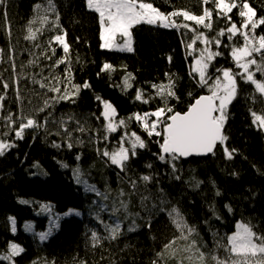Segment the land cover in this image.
I'll return each mask as SVG.
<instances>
[{
    "label": "trees",
    "instance_id": "1",
    "mask_svg": "<svg viewBox=\"0 0 264 264\" xmlns=\"http://www.w3.org/2000/svg\"><path fill=\"white\" fill-rule=\"evenodd\" d=\"M143 2L152 3L164 13L185 9L200 15L203 7L213 9L211 29L193 21L186 22L203 32L208 40L221 41L219 46L208 45L222 55L211 62L207 86H201L198 74L193 72V61L205 44L197 40L193 47H188L195 35L188 29L140 23L131 29L133 50L117 51L102 47L99 13L89 9L86 0H53L55 13L49 10L47 0H7L6 6H0V96H3L0 139L15 144L0 155V254L9 251L10 243L20 245L24 251L13 258L15 264L34 261L37 264H81L82 261L86 264H178L185 254L178 252L172 257L164 245L175 241L172 247L179 250L190 241L180 238L169 215L173 209H178L188 225L196 228L199 235L194 233L190 239H195L197 246L202 245L200 250L206 257L215 255L227 259L225 250L217 247V240L223 237L220 242L226 243V237L236 230L239 222L264 234V130L253 124L251 115V111L261 114L264 101L253 83L237 75V94L226 109L224 134L228 139L225 143L229 150H237L232 159L226 157L224 146L219 144L207 157L174 161L166 157L161 161L158 155L163 134L149 136L142 122L134 117L135 113H152L166 104L173 113L186 112L200 96L211 94L209 88L215 78L222 76L217 69H231L234 74L242 71L231 56V49L243 47L244 37L237 32L230 40L227 31L217 37L220 29L226 30L232 23L241 28L243 18L239 16V8L228 13L229 21L226 16H217L212 3L202 5L201 0ZM241 2L237 0L238 4ZM248 2L256 8L257 18L264 16V0ZM57 14L59 26L53 27ZM175 19L177 23L183 20L182 17ZM29 29L35 39L28 38ZM64 31L70 45L71 83L83 85L87 81L91 87L81 88L73 97L74 103L59 100L53 104L51 98L62 94L66 85L72 91L65 80L67 61L55 65L65 55L62 46L55 41L49 44L53 36ZM254 35L256 38L264 35V25H259ZM52 49H55L54 55ZM260 57L261 53H253L250 58H255L258 64L264 63ZM105 63L111 64L112 70L101 71ZM255 67L252 65L250 70L254 71ZM169 76L175 84V96L167 97L165 104L152 85H167ZM126 77L131 87L125 89ZM55 78L61 81V93L48 90L55 85ZM255 79L264 80V73L255 72ZM4 83L8 84L6 89ZM138 91L143 92L147 103L136 99ZM46 100L50 106L44 108ZM103 101L114 106L115 125L120 120L125 122L115 131L107 128L109 122L102 115ZM9 115L16 124L9 125ZM27 117L43 126L26 129L23 139H19L13 129ZM148 119L151 122L155 117ZM133 132L144 141L145 147H138L134 156L129 152L127 168L121 170L101 153L115 152L121 146L130 148L128 137ZM69 143L71 148L67 147ZM64 164L68 167H63ZM76 168L81 171V179L95 185L108 200L96 192L86 191L83 183H77L73 175ZM144 175L152 179L140 180ZM130 180L136 181V190L131 188ZM121 190L124 196H120ZM142 195L150 196L145 201L146 207L141 205ZM121 199L128 203L132 214L122 219V234L94 246L91 232L96 231L102 237L108 235L100 220L112 223L110 209L113 204L118 207ZM44 203H51L54 212L76 209L81 215L60 220L54 234L41 241L36 233H28L24 224L34 220L39 231L47 229L48 215L38 214ZM104 205L109 210L100 212L97 220L95 213ZM10 217L16 219L15 232ZM133 220L139 227L130 232L128 227ZM158 253L164 255L158 257ZM0 264H9V261L0 259ZM184 264H188L186 259ZM206 264L213 262L207 259Z\"/></svg>",
    "mask_w": 264,
    "mask_h": 264
},
{
    "label": "snow or ice",
    "instance_id": "2",
    "mask_svg": "<svg viewBox=\"0 0 264 264\" xmlns=\"http://www.w3.org/2000/svg\"><path fill=\"white\" fill-rule=\"evenodd\" d=\"M49 10L53 13L56 12L55 4L53 0H47ZM212 3L215 10H217V16H226L230 21L231 13L233 9L239 8V16L243 18L241 28H238L235 23L231 24V27L225 29H220L217 33V37H222L225 35V31L228 33V38L231 40L232 37L237 33L244 37L243 47L237 48L232 46L231 56L236 61L238 68L242 69L241 72L234 74L231 69H217V72H221L222 76H217L215 78L214 85L209 88L210 95L200 96L191 104L186 112H174L173 109L167 107L166 100L169 96H175L173 91L175 84L171 76H169L168 84L156 85L153 84L152 87L157 89V95L165 99L166 106L164 108H158L155 112L144 113L143 115L135 113L134 117L137 121L142 122V126L147 131L149 136L153 134L160 136L163 134V142L160 144L161 153L158 155V159L165 161L166 157H169L172 161L177 160L181 157H188L193 153L196 154H207L213 153L217 143L224 146L223 150L228 159H232L236 149L229 150L226 145L228 137L223 134V127L227 119L226 108L233 99H235L237 94V81L236 76L239 75L243 80L253 83L256 86V90L261 94L262 101H264V80L257 81L255 79V72L264 73V63L258 64L255 58H250L253 53H261V61H264V35H260L258 38L255 37V29L259 25H264V16L257 18V10L252 7L248 0H242L241 3H237V0H201L202 5H208ZM7 0H0V6H6ZM87 7L89 9H94L99 13V18L101 25L103 26L102 39L104 43L102 47L111 48L113 46L112 41L117 33L122 36L127 37L124 41L122 50L132 51V40L130 29L133 25L139 23H147L149 25L159 24L165 28H185L192 31L195 35L193 36L192 43L188 47H193L197 40H200L206 45L204 49H200L199 57L196 59L195 67L193 72L198 74L199 83L201 86H207L210 77L207 76V69L209 64L216 56L222 55L219 51H211L207 45L215 43L217 46L220 45L221 41L218 38L213 40H208L203 32H199L196 28L192 27L187 21H193L196 25H201L205 29L212 28V15L213 9L208 7H203L202 14L197 15L185 9L173 10L170 13H164L160 9L154 7L152 3L143 2V0H86ZM37 8L40 5L36 6ZM6 16V12L4 13ZM182 17L183 20L177 23L175 18ZM44 21H47V17H44ZM59 16L56 15V19L53 21V27H58ZM245 29L248 31H241ZM29 39H35V34L29 29ZM67 32L64 31L63 34H57L52 37L49 44L52 41L57 42L62 46L64 52V57L59 58L55 61V65L65 63L67 61V66L65 72V80L67 84L71 85L72 91H68L67 85L65 86L64 92L58 96L51 98V103H56L59 100H72L74 96L78 95L81 88H90L91 85L85 81L83 85L72 84L71 83V61L68 60V54L70 51V45L66 40ZM258 40V42H257ZM53 55L55 54V49H52ZM51 59V57H47ZM171 60V57H169ZM255 65V70H250L251 66ZM113 66L111 64L105 63L101 71L112 70ZM130 75V74H129ZM55 85L50 87L48 90L61 93L60 79L55 78ZM125 89L131 87L128 83V77L124 81ZM6 89L8 87L7 83L3 84ZM41 87H45L41 84ZM143 92L138 91L136 99L142 100V102L147 103L148 100L143 99ZM151 98V97H150ZM99 100L100 97H97ZM3 100V96H0V101ZM104 111L102 115L105 119L109 120L107 128L109 131H115L117 127L123 125L124 120H120L115 126L111 122V117L115 114V108L109 101H103ZM2 103H0V108H2ZM50 106L48 100L44 102V108ZM44 108L40 111L43 112ZM251 111V110H250ZM168 113H173L169 115ZM253 117V124L258 128L264 130V109L261 110V114L255 111H251ZM148 117H156L155 120L149 122ZM9 125L16 124V121L12 119V116L7 117ZM44 123H47L45 119ZM43 125L39 123L36 119L27 117L19 122V126L15 129V135L19 139H23L24 132L26 129L39 128ZM158 127H162L163 133L157 131ZM128 135L127 133L125 134ZM123 139V138H122ZM130 141V148L121 147L119 151L109 153L107 150L103 151L101 155L108 157L112 165L119 167L121 170H126L127 162L130 159L129 152L134 156L136 154V149L144 148V141L135 133H131L128 137ZM59 147V145H54ZM15 147L13 142L0 139V155H3L8 149ZM68 148L72 147V144L67 145ZM79 157H77L78 159ZM63 167H68L64 164ZM151 167V165H148ZM172 169L175 172V164H172ZM235 175V173H233ZM77 183H83L85 185L86 191L96 192L98 196H101L104 200H108V196L105 193H101L97 190L95 185H90L87 181L81 179V171L76 168L73 172ZM152 179L151 176L144 175L140 177V180L148 182ZM179 179V177H177ZM131 188L133 190L137 189V183L135 180H130ZM123 190L120 192V196H124ZM128 195H131L129 193ZM219 195V192H217ZM150 200V196H141V205L146 207L145 201ZM22 203H28V201H21ZM119 206L116 204L110 209V215L113 217L112 223H105L100 220V212L109 210L107 205L100 208L99 211L95 213L96 219L100 220L103 224L104 231L108 233L107 236H100L96 231L91 232V241L94 246L99 245L102 240H115L122 233V219H127L129 215H132L128 211V203L121 199L118 201ZM45 210H51V205H45ZM228 210L231 211V207L228 206ZM215 213V209H212ZM65 216L76 215L80 216L81 213L75 209H69L64 213ZM136 216L139 213H135ZM173 217V223L180 233V238L186 241H190L187 246L183 249H173L172 245L175 241H170L168 244L164 245L165 251L168 255L176 257L178 252L185 254L184 259L178 261V264H184V260L188 261V264H206L207 259H211L213 264H264V234H258L253 231V227L246 223H239L231 235L226 237V243H221V240L225 238L221 237L217 240V247L225 250L227 254V259H221L219 256L210 255L205 256V253L200 250L201 246H197L195 239H190L195 233L197 236L199 233L196 231L194 226L188 225L187 221L183 218V215L178 209H173L169 213ZM218 218V217H217ZM12 222V231H16L15 218H9ZM59 216L56 217V221L53 222L52 226L58 227ZM207 222V221H206ZM150 226V225H149ZM139 227L132 221V224L128 227V231H135ZM25 229L32 231V226L30 224L25 225ZM51 226L48 232H40L39 238L41 241L46 240L49 235H51ZM24 251V249L15 243H10L9 251L6 254H0V259L9 261V264H15L14 257L18 256ZM164 253H158V257H162ZM37 264V262H33ZM54 264V262H53ZM81 264H86L82 261ZM155 264V262H153Z\"/></svg>",
    "mask_w": 264,
    "mask_h": 264
},
{
    "label": "rangeland",
    "instance_id": "3",
    "mask_svg": "<svg viewBox=\"0 0 264 264\" xmlns=\"http://www.w3.org/2000/svg\"><path fill=\"white\" fill-rule=\"evenodd\" d=\"M229 2H231V0H229ZM155 7V6H154ZM94 10V9H93ZM142 23H144V22H142ZM140 24V23H139ZM137 25V24H136ZM159 25V24H158ZM102 26V25H101ZM134 26V25H133ZM132 26V27H133ZM132 29V28H131ZM131 29H130V32H131ZM102 31H103V26H102ZM102 34V33H101ZM127 39V37H125V36H122L121 34H119V33H117L116 35H115V37H114V40L112 41V44H113V46L111 47V48H106V49H111V50H117V51H127V50H122V45H123V43H124V41ZM131 40H132V49H133V38H132V33H131ZM104 43V41H103V39H102V44ZM206 47V45H204V47L203 48H200V49H204ZM207 47H208V45H207ZM211 51H213L210 47H208ZM214 52V51H213ZM197 59V58H196ZM196 59H194V61H193V68L195 67V62H196ZM212 62V61H211ZM210 65H211V63L209 64V67H210ZM209 67H208V69H207V72H208V70H209ZM258 81V80H257ZM227 108H228V106H227ZM226 108V109H227ZM115 115H116V113L110 118L111 119V122L113 123V125L115 126V123H114V119H115ZM155 119H156V117H155ZM154 119V120H155ZM108 120V119H107ZM108 122H109V120H108ZM157 131H160L161 133L163 132V129H162V127H158L157 128ZM121 147H124V148H127V147H125V146H121ZM121 147H118L117 149H116V151L115 152H117V151H119V149L121 148ZM45 205H51V210L49 211V210H45ZM76 210V209H75ZM68 210H66V211H64V212H54V210H53V208H52V204L51 203H44L43 204V206L41 207V210H39L38 211V214L39 215H48V217H49V222H48V226H47V229L45 230V231H39L38 229H37V226H36V222L34 221V220H30V221H27L25 224H24V229H25V225L26 224H30L31 226H32V231H28V230H26L28 233H36L37 235L40 233V232H48L49 231V228H50V226H51V235H53L54 234V232H55V230L58 228V227H56V226H52L53 225V222L54 221H56V217L57 216H59V220H58V223L60 222V220H62V219H64V218H66V217H70V216H65L64 215V213L65 212H67ZM239 223H241V222H239ZM238 223V224H239ZM237 224V225H238ZM15 227H16V230H17V223H16V219H15ZM236 231V230H235ZM51 235H49L48 236V238L51 236ZM38 237H39V235H38ZM47 238V239H48ZM20 246V245H19Z\"/></svg>",
    "mask_w": 264,
    "mask_h": 264
},
{
    "label": "water",
    "instance_id": "4",
    "mask_svg": "<svg viewBox=\"0 0 264 264\" xmlns=\"http://www.w3.org/2000/svg\"><path fill=\"white\" fill-rule=\"evenodd\" d=\"M223 134H224V127H223ZM225 135V134H224ZM220 143H217L215 149H214V152L217 148V146L219 145ZM213 152V153H214ZM213 153H207V154H196V153H193L192 155L188 156V157H181V158H190V157H207L209 155H212Z\"/></svg>",
    "mask_w": 264,
    "mask_h": 264
}]
</instances>
